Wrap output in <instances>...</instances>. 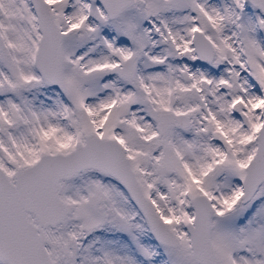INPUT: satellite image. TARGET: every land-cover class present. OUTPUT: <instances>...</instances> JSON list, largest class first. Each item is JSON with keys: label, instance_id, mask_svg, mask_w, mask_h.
Masks as SVG:
<instances>
[{"label": "snow or ice", "instance_id": "obj_1", "mask_svg": "<svg viewBox=\"0 0 264 264\" xmlns=\"http://www.w3.org/2000/svg\"><path fill=\"white\" fill-rule=\"evenodd\" d=\"M0 264H264V0H0Z\"/></svg>", "mask_w": 264, "mask_h": 264}]
</instances>
